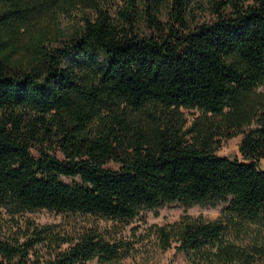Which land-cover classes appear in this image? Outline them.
<instances>
[{"label": "trees", "instance_id": "16d2710c", "mask_svg": "<svg viewBox=\"0 0 264 264\" xmlns=\"http://www.w3.org/2000/svg\"><path fill=\"white\" fill-rule=\"evenodd\" d=\"M17 1L0 0V18ZM80 1L95 15L62 47L40 45L26 68L0 38V218L46 209L130 220L175 202L226 204L219 219L160 227L163 248L189 264H264V0L194 28L190 0H170L167 23L166 0H143L149 35L137 30L139 0L116 17ZM17 10L4 22L14 32L30 8ZM182 109L202 118L186 127ZM236 134L242 159L217 155ZM29 223L0 231V264H107L129 251L97 228Z\"/></svg>", "mask_w": 264, "mask_h": 264}, {"label": "rangeland", "instance_id": "374dc122", "mask_svg": "<svg viewBox=\"0 0 264 264\" xmlns=\"http://www.w3.org/2000/svg\"><path fill=\"white\" fill-rule=\"evenodd\" d=\"M103 7H106L113 17L118 15L120 9L125 8L129 0H99ZM19 6L6 7L9 11L0 18V38L5 41L7 52L10 54L13 63L19 67H28L29 58L43 45V48L54 49L62 47L76 34L86 17H93L95 10L85 1L80 0H18ZM170 0H166L161 8L160 19L163 23L171 20ZM235 3L241 7L257 4V0H190L187 8V22L190 28L202 23H212L220 16L233 14ZM3 10H7V9ZM17 8H30L26 17L17 31H11L4 22L17 18L21 12ZM146 3L138 1L137 30L143 35H149L151 30L148 26L145 13ZM172 21V20H171ZM95 57L98 62H107V56L99 49L95 50ZM70 60L64 59V64ZM264 111V84L257 89ZM185 118L188 120L186 127H190L197 117L202 118L198 110L182 109ZM218 121L219 118H212ZM243 134H236L234 137L221 140L216 143V154L229 158L242 159L239 145ZM191 141V136H187ZM37 154L36 151H33ZM60 155V153H58ZM264 168V160L261 161ZM118 164L110 162L107 167L117 169ZM67 181H72L67 178ZM226 204L216 206L185 207L178 202L166 205L154 211L144 210L137 217L130 220H114L97 215H82L61 213L50 210H38L35 212L18 215L15 219L4 212L0 218V231L13 234L18 231H25L29 222L39 226L52 225L60 231H73L87 227L97 228L108 236L127 242L129 251L120 260L107 264H189L182 252L175 248L165 249L158 236L160 227L168 228L185 216L192 218H203L205 220H216L222 217ZM44 253V250H40ZM39 251V252H40ZM46 253V252H45ZM85 264H105L98 260L89 261Z\"/></svg>", "mask_w": 264, "mask_h": 264}]
</instances>
